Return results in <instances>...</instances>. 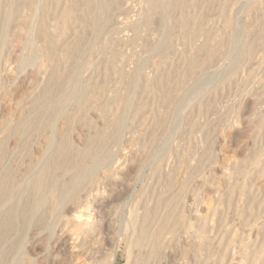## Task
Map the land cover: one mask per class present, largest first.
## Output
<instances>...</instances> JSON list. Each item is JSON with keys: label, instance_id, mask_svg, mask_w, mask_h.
I'll list each match as a JSON object with an SVG mask.
<instances>
[{"label": "rangeland", "instance_id": "374dc122", "mask_svg": "<svg viewBox=\"0 0 264 264\" xmlns=\"http://www.w3.org/2000/svg\"><path fill=\"white\" fill-rule=\"evenodd\" d=\"M5 1L6 0H0V21L3 12L2 10L4 9L5 5L9 4V3L5 4L6 2H9V0L6 2ZM56 1L57 0H49V2L51 3L50 4L51 7L49 8L50 16L47 18V22L51 24L49 25L46 22L47 30L49 28V30L54 31L55 30L54 27L56 26V23L58 21H63L67 18L66 12L68 11L67 8L71 3L70 2L71 0H58L59 1V2L57 1L58 4L56 3ZM116 1L115 3L117 6H113V2H111V0L109 1L110 4L112 3L111 4L112 7L111 8L109 7V9L112 10H110L111 13H109L108 10L107 12L108 14H105L106 18L108 17L107 19H109L110 21L111 27L109 26V29L107 31L105 30L101 35H99L98 39L93 38L91 34H89L90 35L89 36L88 29L85 30L86 32L85 31L83 32L85 27L84 25H82V22L79 18L70 19V28L65 36L61 37L59 35L58 36L56 35L55 37V38L58 37L57 39L59 40V45L61 44L60 45L61 47H59L58 45V49L60 48V50H62L66 43L74 39L75 36L81 35L84 38V48H90L91 50L89 59L82 66H80L79 69L74 70V71H78L81 74L82 81H84L83 89L81 92L83 95L82 99H86V101L80 107H78V103L72 104V106L70 105L67 109V111L71 112V113L69 112V114L74 115V112H76L75 116L77 119L85 118V120L87 121L88 119L92 118L90 117L91 111L99 107H103L104 103H105L104 104L105 107L108 100L107 106L105 108L103 107V109L105 110L106 124L107 125L109 124V121L112 119L113 115L119 114L121 112H123L125 115L124 119L126 118V121H124L123 119V122L125 123H123L124 126H122V129L119 132H116L114 135V137L117 140H115L114 142L111 137V140L109 139V142L107 141L109 144L108 143L106 144L108 146V147L106 146V150L113 153V155H116L115 156L116 163L120 164V168H122L121 171L123 172V174L121 172L119 173L120 175L117 174L115 175L116 177L113 176V178L112 176L107 175L106 177H103L101 179L102 181L105 179L104 182L100 180L99 181L100 183L99 184L97 183L98 188H96L97 184L94 187L95 190L105 189L104 191L106 192L105 193L106 204L104 206L95 207L96 216L97 215L100 216L99 219L103 217L101 220L105 222L103 228L100 229V231H98L97 233H95L94 239L91 240L90 249L93 248V254L97 256L94 257L93 255L91 258L87 259L88 257L84 255L83 257L79 258V256L77 257V255H75L76 251L72 253V251L70 252L67 250L64 251L63 253L64 255L61 254V256H59L63 260L61 261L63 263L65 262L66 264H77V263L85 264V262L86 264H93L96 262H97L96 264H103V263L109 264V260L111 261L113 257V253L115 252V247L113 246V243H115L116 247L119 248V252H118L119 255L117 261L114 262V264H127L126 263L128 260V254L126 253L127 239L124 238L122 234L124 231V225L125 224L127 225L130 221V217H129L130 211H132L133 207L139 202L138 209L140 208V206L143 208V209L140 208L138 210L139 217L141 216L142 218V216L146 214L145 216H147V218H149V221L152 222V220L150 219L151 218L153 219L157 215L153 220V222L156 223L158 222V220H160L159 225H157L158 223L155 224L156 227L153 225L154 229L162 226V221H164L165 218L167 217L166 216L167 213L168 215L172 216V217L169 216L170 222L174 223V221H176L179 218V216L176 213L178 210L184 211V214L186 216V219L184 221V223L186 222L185 225L190 221L193 222L192 218H194V216H198V214L199 216L202 215L207 216V218L201 219L202 222L199 223L200 226L202 225L201 223H205V227H206L205 232H207L206 233L207 235L205 234L204 237L200 238L198 237L197 234V230L199 226L196 228L187 229L184 228V224H183V226L181 225L180 228L178 227L176 232L172 233V235L170 234L171 236L170 235L167 236L168 238L166 240H168V242H166L165 240L166 244L162 252L163 253L162 257L161 255H159V257L161 258L159 257L158 259L154 258L150 260L147 264H248L249 262L250 264L253 263L260 264L262 262L264 263L263 261L264 245H262L264 244L263 243L264 237H261L264 236V162L259 163L260 165L258 164L255 167L249 166V163L251 162L252 159L251 157H253L255 154H257L260 150L264 148L263 147L264 133L260 132L259 130L260 124H258L261 118L264 119V81H263L264 73H263V69H258L259 66L264 64V46L261 49L262 45L259 44L255 45L256 43L255 42L253 44L254 46L252 45V50L254 49L253 51L250 49V47H248L250 50L247 48L248 50L246 49L245 53H247V51L248 53L250 51V53L249 54L247 53V55H245V57L241 61L242 63L240 62L241 65L239 64L240 69L239 66L237 68V70L239 69L237 74L236 75L225 74L228 72L227 67L231 62L230 61L231 58L233 57L234 54H236V50L241 46L243 41L246 38H248L249 41L251 40L257 41L258 39H260L258 37L264 35L263 34L264 33V17H263L264 0L263 3L261 0H203V2L200 0L202 6L199 0L198 2L197 1L194 2V0H192V2H190V5L189 3L187 4L189 0H186L187 2L185 0L183 1L179 0L178 2H176V0H170V2L173 3L172 11L169 14L170 20L171 21L173 20V24H171V26L173 27L176 24L177 27L175 28L174 26V28H171L168 31L163 30L158 25H156V23H154L155 25L153 24L152 27L149 28L148 30L140 28L139 30L133 31L134 30L133 25L141 22L140 19H142L141 15L144 12V8L147 3L146 0H144V2L142 1L143 3L141 2V0H127V1L120 0V2L119 0ZM137 1H139V3ZM173 1L177 3L176 4L177 7L174 4L175 2ZM184 2H186V5ZM166 3H169V0H162L163 5ZM178 3H181L179 4L180 7H178ZM195 3L196 5L198 3L199 6L198 5L194 6ZM252 4L255 5L253 6ZM209 6L211 7L210 9H212L213 6V9L210 10ZM52 7H54L53 8L54 10L52 9ZM185 7L187 10L185 9ZM203 9L206 12L205 11L203 12ZM221 9H223V11ZM198 10L199 12H201L200 14H203L202 17L200 18H202V20L205 18L206 21V22L201 21V25L199 28L200 29L199 35L202 34L203 36L201 35L199 37H196L198 39L196 38L189 39L188 38L189 35L187 33V27H185L186 25L185 23H183V19H185L186 15H187L186 17L189 16L190 19L198 18L199 16H201V15L199 16L196 15ZM220 11L222 14L220 13ZM182 13L184 14L182 20H180L181 17H177L176 19V16H178V14H180V16H183L181 15ZM205 13H206V17H205ZM219 13L222 16L224 13L223 17H225V19L221 15H219ZM52 14H55V17ZM51 17H54L55 20L54 18L50 19ZM223 19L224 20L232 19L231 20L232 28L230 27V29H227L225 26H223L225 24V21ZM71 20H73L74 22H72ZM113 20L115 21L113 22ZM245 26L246 27L248 26L247 29L249 28L248 33L245 29ZM255 26L256 29H253L255 28ZM233 27L235 28V30ZM257 28L259 30H257ZM113 29L115 31H113ZM201 29H203L202 30L203 32L201 31ZM172 30H174V32ZM178 31H181L186 35L184 36V34H181V32L179 33ZM251 31L252 33H250ZM257 31L259 32L255 34ZM170 32L172 33L170 34ZM206 33L208 36H206ZM165 35L166 37L169 36V39L166 38ZM171 35L173 36V38ZM87 36H89L88 39H86ZM64 38H68L65 39L67 42H65ZM205 38L208 41H210V42L207 41L208 44L212 43L213 45L212 49L214 51L213 53L214 55L217 54L216 56H214L215 62H219V63L216 64L215 62H213L212 64L209 65L206 63L207 60H205L206 64L204 65V68L208 65L207 66L208 70L205 69L207 72L205 71V73H201L196 76H193L192 79L191 76L188 77L185 80L188 82L187 83L185 82L186 87L184 86L185 87L184 88L183 86H181V84H179L180 83L179 81L181 75L186 70L185 68H187L186 66L187 60L191 55L194 54V50L196 51L197 48L203 45L204 40L206 43ZM144 39H146L147 41L146 40L144 41ZM166 39L169 40V41L167 40L168 46L167 43L164 42L166 41ZM97 43L98 44L101 43V44L98 45ZM96 46H98L97 49ZM169 46H170V50H169ZM190 47L192 50L193 48H196L193 50V53L192 50L190 53V49H189ZM108 50L110 51L112 50V51L110 52ZM6 51L7 54L10 53L18 54L20 55V57H24L25 59H28V61H31L32 58H34L33 55H31L29 48L24 47L23 49L22 48L20 49L19 43H13V46H9V48L7 47ZM109 53H111L110 54L111 58H109L110 56ZM57 54L59 55L60 52H58ZM188 54L190 55L189 57ZM201 55L199 56L204 57V59L205 58L207 59L206 55L205 56L204 54ZM167 57L169 58V61L167 60L168 59ZM200 57H198L197 60ZM204 59L200 58L199 62L202 61L204 63ZM168 62H170L171 64ZM215 64L219 68L216 67ZM17 65H18V58H15L11 66V68L13 69V75L15 76L13 88L11 89L10 92H7L6 95L0 93V106L1 105L8 106L11 110H14L15 107H17L18 101H20V99L22 98V96L19 97V94L15 95L13 93L15 91L14 89L17 88L16 82H18V80L19 81L24 80V89L27 95L33 92H37L41 87L47 85V81L44 75L40 74L41 76L44 77L42 78L40 76L39 79H37L36 81H32V79L28 80L29 77L27 75L28 74L27 71L18 70ZM167 65L170 67H168ZM211 65L212 67L214 66V70L211 67ZM224 66L225 69L227 68L225 73L223 72ZM62 67L64 68V70L62 69ZM71 67L72 66L70 63L58 64L56 69L57 71L55 70V75L57 73V76H61L63 75L64 71L67 72L68 69H70ZM219 69L220 71L222 70L221 74L215 73ZM58 70L60 72H58ZM110 70L114 72V75L113 72L111 74ZM249 72L252 74H249ZM117 74L121 78H119ZM133 74L134 76H132ZM164 74L166 75V77L164 76ZM178 74L180 76H178ZM158 75L160 76L158 77ZM248 75L251 76H249L248 78L247 77ZM172 76L173 79L174 76H176L175 79L177 78L176 79L177 82L176 80L172 79ZM245 76L248 78L249 80L248 82L244 81L247 79L245 78ZM117 77L119 79H116ZM161 77L164 78L163 81ZM128 79L131 80L129 81ZM160 79L161 82L158 81ZM153 82L154 83L156 82L159 86L161 85V83L166 85L168 84L167 88L170 89L169 91L173 92V93L171 92L169 93H171L173 96L178 93L182 95L186 90L185 95L180 104V109L177 112H175L173 108L175 102V98H174L175 96L172 98V96L167 95L165 101H169V102H163L164 99L160 100L161 101L160 102L158 99H161L162 97L160 91L157 90L159 89V86L157 84H154ZM174 83L176 84V86ZM91 85H92V89H91ZM149 86L150 88L153 86L155 87L158 86V88L154 87L151 89L157 90L160 95L157 96L156 94H158V92L155 90H153L154 93L153 94ZM171 87H173L172 89H176L174 90L175 92L171 89ZM90 90L91 92H89ZM97 90L100 96L103 91L102 97L105 98V100H103L102 97L98 96ZM121 91L123 93L126 91L127 93L125 92L123 94ZM105 92L107 96L104 95ZM121 94L122 97L125 94L126 96L122 98ZM96 95L99 98H102L101 99L102 103L101 102H98L99 104L96 103L97 101H100V99L96 98ZM151 96H153V98ZM114 97L115 100H117L118 102L114 100ZM95 98L97 99V101H95L96 100ZM109 98L112 100L109 101ZM90 100H92V102L93 101L95 102L92 104ZM121 100L123 103L121 102ZM113 102H117L118 105L121 107H119L117 103H115L114 105ZM162 102L167 105L165 106V104H163ZM168 103L169 104L171 103L170 104L171 107H169ZM101 104L102 106H100ZM136 104L137 106H135ZM111 105H113V107ZM147 105L149 109L147 108ZM233 106L234 108L231 109V107ZM133 108H135V110ZM8 118H9L8 116L0 117V130L2 128L3 129L5 128L6 126L5 123L7 122ZM107 118H109L110 120ZM133 118L136 120H134ZM132 119L134 121H132ZM107 125H105V127ZM32 129L33 131H31L32 133L29 134L30 136L27 135L28 137L25 136L22 138H18L17 146L19 149L25 147H26L25 149H28L31 146H34L38 141L39 139L38 129H36V127ZM100 130L101 128L99 127H91L88 128V130L82 129V131H80L81 134L80 136L84 137L85 139L82 138L83 141L82 140L81 141L83 143L80 142V144L86 145L87 141L93 140V146L99 149L101 147V141L97 138V133ZM131 130L132 133H130ZM73 131L74 128L72 129L71 132ZM121 131L122 133L124 131L126 132H124L123 135H121ZM77 133H79L78 129L74 131V134ZM85 134H87V137H85L86 136ZM131 134L134 137H132ZM110 135L113 136L112 134ZM119 137L122 139L121 141ZM128 137L131 138L127 139ZM136 140L138 143L136 142ZM110 141L112 143H110ZM142 142L144 144H142ZM130 143H132L133 145L132 144L130 145ZM140 143L142 144L141 146L139 145ZM76 144L78 145V143ZM110 148H112V151ZM137 148L139 149L140 152L137 151L138 150ZM120 151L122 154H120ZM130 155L132 156V158L130 157ZM17 156L19 155L6 159V160H11L12 162L11 163L12 167H9L12 168V170L10 169L11 172H16V168L19 165L20 158H18ZM127 158L130 160H128ZM147 160L149 161L147 162ZM196 160H198V162ZM132 161L133 164H131ZM202 161L203 164L201 165H203V167L200 165ZM196 162L198 165L195 164ZM242 162H244L245 164H243ZM137 163L138 165L139 164L140 165L139 166L136 165ZM131 165L132 167H134V169H132ZM194 165L195 167L192 168V166ZM196 165L198 168L196 167ZM242 165L245 167H243ZM137 166L139 168H137ZM113 167L115 168V165H113ZM241 167L249 172L246 177L242 175V172L244 170H242ZM199 168L200 170L198 171ZM7 169L8 168L4 169V171H7ZM192 169L193 171L197 172L193 174V180H191L192 178L189 177L191 173L190 171H192ZM126 170L129 172H127ZM132 170L133 172H131ZM170 178L173 180H171ZM186 178H191L189 181L191 183L192 181L193 183L195 181V183L189 184L190 182H188L187 183L188 186L186 185L185 187H182L183 184L181 185V183H184L185 181V180L182 181V179H186ZM108 179L110 181L112 179V181L109 183ZM163 181L164 182L170 181V182L168 184L167 182L163 183ZM110 184H112V186ZM164 186H166L167 189H165ZM111 187H113V189H111ZM141 193L143 194L142 197H140ZM178 193L179 195H177ZM168 194H170V196ZM167 195L169 196L168 198ZM179 196L182 199H179ZM172 197L174 198L173 203H171L173 200V199L171 200ZM177 199L180 200L179 202L181 204L177 202ZM136 200L138 202H136ZM168 200L169 201L171 200V202H169ZM165 202H167V205H165L166 204ZM151 205L154 207H152ZM171 205L172 206L174 205L173 206L174 209H176L177 207L176 209L177 211H174ZM158 207L160 208L158 209ZM155 210L158 211L157 212L158 214L155 213L156 212ZM101 211L104 213L105 216L101 215L102 213ZM159 212L164 213V215L161 214L162 215L161 216ZM153 214L156 215L153 216ZM169 217L167 218L169 219ZM172 218L174 219L172 220ZM204 220L205 222H203ZM171 223L169 225L173 224ZM207 224H208V228H207ZM211 225H213L212 229H210ZM182 227L184 229H181ZM173 234H177L178 236ZM255 234L257 235L255 236ZM9 235H11V233L8 234V236ZM5 237H3V241L4 240L6 241V239H8V241L6 242H8L9 244L6 243L5 241L1 243L4 244L3 247L0 244V254L3 255L7 254V253L5 254L4 250L5 251L9 250L10 252L11 251L10 249H12V245H10V243L12 242L9 240L8 237L6 238ZM206 237L208 241H206L207 239L205 240ZM113 238H115V240ZM100 241L103 242L101 243ZM0 242H2V238H0ZM253 242H255V245L253 244ZM258 242L262 244L259 245ZM192 243L198 244L197 247L200 250L199 251L200 253L196 257H193L188 252L189 249L188 245ZM256 245L257 246L259 245L260 247L257 248ZM5 247H8V249H5ZM251 247L253 248V250L250 249ZM259 248L262 249L260 250ZM40 249H41L40 254L42 255V257H44L46 250L45 242ZM244 250H246L247 252ZM255 250H257L258 252L257 254L262 253L261 255L260 254L258 255L259 258V259L257 258L258 261L255 260L257 256ZM97 251L99 254L97 253ZM146 252L147 251L140 254V256L142 255L141 258L145 259V257L148 256L149 253ZM242 255H244V257ZM130 257L132 258V259L130 258L129 260L130 264L139 263V262H135L133 254ZM70 258L74 259V261L71 260ZM247 259L249 261H247Z\"/></svg>", "mask_w": 264, "mask_h": 264}, {"label": "bare ground", "instance_id": "6f19581e", "mask_svg": "<svg viewBox=\"0 0 264 264\" xmlns=\"http://www.w3.org/2000/svg\"><path fill=\"white\" fill-rule=\"evenodd\" d=\"M6 1H8V0H6ZM57 1H56V3H57ZM109 1L108 0H71L70 1L71 3L69 4V6L67 8L68 11L66 12L67 18L63 21H58L56 23V26L54 27L55 28L54 31L49 30V28H48V30H49L48 31L46 28L47 18L50 16L49 15V8L51 7L50 6L51 3L49 2V0H44V1H42V0H9V2L5 3V4H8V3L9 4L5 5L4 9L2 10L3 12L1 15V21H0V93L6 95L7 92H10L11 89L13 88L15 76L13 75V69L11 68V66H12V63L14 62L15 58H18L17 69L20 71H27V73H28L27 75L29 77L28 80L32 79V81H36L41 76L40 74H42L46 78L47 85H45L41 88L39 87L40 89L37 92H33V93L27 95V93H25V89H24V80H21V81L18 80V82H16L17 88L14 89L15 91L13 93L15 95L19 94V97L22 96V98L20 99V101H18V103L16 102L17 107H15L14 110H11L8 106H2V105L0 106V117H3V116L9 117L7 119V122H6L7 124L5 123V125H6L5 128L4 129L2 128L0 130V238H2V242H0V244L5 241V240L3 241V237H5V236L8 237L9 240L12 242V243H10V245H12V249L9 248L12 251V252L10 251L11 254H10L9 250H6V251L4 250L5 254L6 253L7 254L6 255L0 254V264H66L65 262L64 263L62 262L63 260L59 256H61V254H63L64 251H67V250L70 252L72 251V253L76 251L75 255H77V257L79 256V258L86 255L88 257L87 259H89L94 255L93 254V248L90 249L91 240L94 239L95 233L100 231V229L103 228V225L105 223L104 221L101 220L103 217L99 219L100 216H98V215L96 216V213H95L96 208L95 207L104 206L106 204V199H105V196H106L105 193L106 192L104 191L105 189L95 190L94 187L97 183L98 184L100 183L99 181L103 177H106L107 175H109V176H112V178H113V176L122 172L121 171L122 168H120V164L116 163V158H115L116 155H113V153L106 150V146H107L106 144L109 142V139L111 140V137H112V140L114 142H115V140H117L114 137V135L116 132H119L122 129V126H124L123 123H125V122H123V119H124L125 115L123 112H121L119 114L113 115L111 120L109 118H107L110 120L109 124L107 125L106 119H105L106 118L105 117V110L103 109L105 103L103 104V107H99V108L91 111L90 117H92L93 119L90 118L87 121L85 120V118L77 119L75 116L76 112H74V115L69 114L70 111H67V109L70 105L72 106V104L78 103V107H80L86 101V99H82L83 95L81 92L83 89V82L84 81H82L81 74L78 71H74V70L79 69L80 66H82L89 59V57H90L89 55H90L91 50H90V48H84V38L81 35L75 36L74 39H72L70 42H68L66 44L64 43L65 45H64V48L62 50H60V48L58 49L59 40L57 39L58 37L57 38H55V37H56V35L57 36L59 35L61 37L65 36L68 33L69 28H70V19H76V18L78 19L79 18L82 22V25H84V27H85L83 32L88 29V31H89L88 35L91 34V36L93 38L98 39V36L101 35L105 30L107 31L109 29V26H110V21H109V19H107L108 17L106 18V15H105V14H108L107 13L108 10H109V13H111L110 10H112V9H109V7L110 8L112 7L111 6L112 3L110 4ZM115 1L116 0H111V2H113V6H117L116 5L117 1H116V3H115ZM142 1L144 2V0H141V2ZM178 1L179 0H176V2H178ZM196 1L198 2V0H194V2H196ZM201 1L203 2V0H201ZM201 1H200V3H201ZM261 1L263 3V0H261ZM261 1H260V3H261ZM119 2H120V0H119ZM122 2H124V1H122ZM137 2L139 3V1H137ZM146 2L147 3H146V6L144 8V12L141 15L142 19H140L141 22L133 25V27H134L133 31L139 30L140 28L148 30L149 28L152 27V25L154 23H156V25H158L160 28H162L165 31H168L169 29L174 28V26H175V28L177 27L176 24L173 27L171 26V24H173V20L172 21L170 20L169 14L172 11L173 3H171L170 0H169V3H166L164 5L162 4V0H148V1L146 0ZM173 2H175V1H173ZM176 2L174 3L175 6L177 4ZM186 2H184L185 5H186ZM190 2H192V0L191 1L189 0V2H187V4L189 3V5H190ZM3 3H4V1H3ZM114 3H115V5H114ZM179 4H181V3H178V7H180ZM197 5H198V3H197ZM197 5L195 3L194 6H197ZM201 6H202V3H201ZM253 6H252V8H253ZM54 7H52V9ZM205 7H206V5H205ZM210 8L211 7L209 6V9ZM185 9H186V7H185ZM212 9H213V6H212ZM212 9H210V10H212ZM223 9H221V10L223 11ZM113 11H112V13H113ZM204 11L205 10L203 9V12ZM180 12H181V10H180ZM200 13L201 12H199V10H198L196 15L197 16L201 15L198 18L190 19V17L188 16L189 17L188 18V17H186L187 16L186 15L185 19H183V23H185V25H186L185 27H187V33L189 35V37H188L189 39H194V38L202 35V34L199 35L200 34L199 28L201 25V21H205V18L203 17L204 19L202 20V18H200V17H202L203 14H200ZM220 13H221V11H220ZM220 13H219V15L222 14V13L221 14ZM224 13H225V11H224ZM224 13H223V16H224ZM55 14H56V12H55ZM55 14H52V15H54V17H55ZM191 14H193V13H191ZM181 15H183V16H180V14H178V16H176V19H177V17H181L180 20H182V17H184V14L182 13ZM197 16H194V17H197ZM54 17H51L50 19H52ZM205 17H206V13H205ZM226 17H227V14H226ZM223 18L225 19V17H223ZM230 18H231V16H230ZM54 20H55V18H54ZM180 20H177V21H180ZM206 20H208V19H206ZM231 20L232 19L224 20L225 24L222 22L224 24L223 26H225L227 29H230V27L232 28V21ZM71 21L74 22L73 20H71ZM114 21L115 20H113V22ZM50 22H51V20H50ZM47 23L49 24V22H47ZM179 23H181V22H179ZM183 23H181V24H183ZM181 24H179V25H181ZM202 26H203V24H202ZM73 27H75V26H73ZM247 27L245 26V29L248 33L249 28L247 29ZM253 29H256V26ZM253 29H251V30H253ZM202 30L203 29H201V31ZM234 30H235V28H234ZM257 30H259V29L257 28ZM113 31H115V30L113 29ZM172 31L174 32V30H172ZM142 32H143V30H142ZM178 32L180 33L181 31H178ZM258 32L259 31H257L255 34H257ZM171 33L172 32H170V34ZM250 33H252V31ZM181 34H184V33L181 32ZM261 34H262V32H261ZM185 35L186 34H184V36ZM89 36H87L86 39H88ZM173 36H174V34H173ZM173 36H172V38H173ZM206 36H208L207 33H206ZM165 37H166V35H165ZM145 38H147V37H145ZM166 38L169 39V36ZM258 38H260V39H258ZM258 38H257L258 39L257 41L255 40L256 38L254 39L255 41H252L250 38V40L252 42L249 41L248 38H246L248 41L246 39L243 41L241 46L236 50V54H234L233 57L231 58V60H230L231 62L229 63V66L227 67L228 68L227 73H225L227 68L225 69V66L223 67L224 68L223 72L226 75H231V74L236 75L237 74L238 70L240 69V66H239L240 62L245 57V55H247V53H248V51H247V53H245V50L248 47H250V49L252 50V45L256 42L255 45L256 44L262 45L261 46V49H262V47L264 46V35L261 37H258ZM65 39H68V38H64V40ZM168 39H166V41H164L167 43V46H168V41H169ZM196 39H198V38H196ZM64 40H63V42H64ZM145 40L146 39H144V41ZM207 41L208 40L206 39V43H205V40H204V43L202 42L203 45L201 46V44H200L201 47H199L197 49L193 48V50L196 49V51L194 50V54L191 56L189 54L191 53L192 49H191V47L189 48L190 53L188 52L189 53L188 57L189 56L190 57L188 58L187 63H186L187 68H185L186 69L185 72L181 75L180 81L178 78V81L180 82L179 84H181V86L186 87L185 82L187 83L188 81H185V80L188 77L191 76V79H192L193 76H196V75L201 74V73H205V71H206L205 69H207V66H208L207 65L204 68V65L206 63L210 65L213 62H215L214 56H216L217 54L214 55V53H213L214 51L212 49L213 45H212V43L208 44V42H210V41H208V42ZM63 42H62V44H63ZM65 42H67V41L65 40ZM170 42H169V44H170ZM13 43H19L20 49L21 48L23 49L24 47L29 48L31 55H33L34 58H32L31 61H28V59H25L24 57H20V55H18V54H13V53L7 54V51H6L7 47L9 48V46H13ZM100 44H98V45H100ZM147 44H149V43H147ZM60 45H59V47H61ZM97 47L98 46H96V49H97ZM149 47H150V45H149ZM194 47H195V45H194ZM145 49H146V47H145ZM169 50H170V46H169ZM193 50H192V53H193ZM108 51H110V50H108ZM187 51H189V50H187ZM216 51H217V49H216ZM58 52H60L59 55L57 54ZM249 53H250V51H249ZM110 54L111 53H109V55ZM201 54H204V56L206 55L207 59L206 58L204 59V57H200L199 55H201ZM197 56L200 58H203L204 63L202 61H200L201 62V64H200V62H199L200 58L197 60V58H198ZM109 58H111V55L109 56ZM213 59H214V61H213ZM218 59H219V57H218ZM167 60L169 61V58ZM205 60H207L206 63H205ZM68 63H70L72 67L70 69H68L67 72L64 71L63 75H61V76H57V73L55 75V70L57 69L58 64H68ZM168 63H170V62H168ZM215 63L217 64L219 62H215ZM238 66H239V69L237 70ZM66 67H65V70H66ZM168 67H170V66H168ZM211 67H212V65H211ZM216 67H218V66L216 65ZM212 68L214 70V66ZM62 69L64 70L63 67H62ZM169 69H171V68H169ZM258 69H263V73H264V64L259 66ZM258 69H257V71H258ZM58 72H60V71L58 70ZM112 72L113 71H111V74H112ZM131 72H132V70H131ZM221 72H222V70L220 71V69H219L215 73L221 74ZM134 74L132 76H134ZM249 74H252V73L249 72ZM113 75H114V72H113ZM125 75H126V73H125ZM44 76H41V77L43 78ZM103 76H104V74H103ZM117 76H119V75L117 74ZM159 76L160 75H158V77ZM164 76L166 77L165 74H164ZM178 76H180V75L178 74ZM249 76H251V75H248L247 77L249 78ZM124 77H127V76H124ZM175 77L176 76H174V79H173V76H172V79L176 80L177 78L175 79ZM247 77L245 76V78H247ZM119 78H121V77L119 76ZM119 78L117 77L116 79H119ZM248 78L244 81L248 82L249 81ZM157 79H159V78H157ZM161 79L163 81L164 78L161 77ZM161 79L158 81L161 82ZM133 80H134V78H133ZM146 80H147V78H146ZM103 81H104V79H103ZM118 81H117V83H118ZM107 82H109V81H107ZM151 82H152V79H151ZM169 82H170V80H169ZM176 82H177V80H176ZM89 83H91V82H89ZM150 84H152V83H150ZM154 84H157V83L155 82ZM92 85H91V89H92ZM161 85L160 86L158 85L159 89H157V90L160 91L162 98L158 99L160 97L159 96L157 99L159 101L164 99L163 102H169V101H165L167 95L172 96V98L175 96L174 97L175 102H174L173 108H174L175 112H177L180 109V104L182 102V99L185 95L186 90L184 91V93L182 95H180L178 93V94L173 96L171 94L173 92L169 91L170 89L167 88L168 84L166 85V84L161 83ZM158 86H156V87L158 88ZM175 86H176V84H175ZM102 87H103V84H102ZM154 87L155 86H153L151 88H154ZM149 88H150V86H149ZM172 88L173 87H171V89ZM180 88H182V87H180ZM105 90H107V89H105ZM153 90H155V89H153ZM153 90H152V93H153ZM157 90H155V91H157ZM172 90L174 91L176 89H172ZM178 90H179V88H178ZM89 92H91V90ZM169 92H171V93H169ZM116 93H118V92H116ZM97 94L99 97H102L103 91H102L101 96L98 93V90H97ZM148 94H150V93H148ZM11 95H12V93H11ZM104 95H106V92ZM111 95H113V94H111ZM156 95L157 96L160 95L159 92ZM243 95H246V94H243ZM98 96L96 95V98L100 99V101H97V99L95 98L96 99L95 101H97L96 103H98V102L102 103L101 99L103 97L99 98ZM125 96H126V94L123 97H125ZM13 97H14V95H13ZM19 97H18V99H19ZM121 97H122V94H121ZM151 97L153 98V96H151ZM116 99H117V96H116ZM103 100H105V98H103ZM110 100H112V99L109 98V101ZM114 100H115V97H114ZM90 101L92 104L95 102V101L92 102V100H90ZM115 101H117V100H115ZM103 102H105V101H103ZM117 102H113L114 105ZM121 102H122V100H121ZM107 104H108V100H107ZM107 104H106V106H107ZM163 104H165V103H163ZM170 104H169V107H171ZM117 105H118V103H117ZM166 105L167 104H165V106ZM100 106H102V104ZM111 106L113 107V105H111ZM135 106H137V104ZM119 107H121V106H119ZM124 107H123V109H124ZM114 108H115V106H114ZM147 108H148V105H147ZM233 108H234V106L231 107V109H233ZM133 109L135 110V108H133ZM106 110H107V108H106ZM139 112H141V111H139ZM140 115H141V113H140ZM126 116H127V114H126ZM133 119H132V121L136 120V119H134V120ZM124 121H126V118L124 119ZM258 124H260V129H259L260 132L264 133V119L261 118L260 122H258ZM105 125H107V126L105 127ZM34 127H36V129H38V133H39V139L36 142V144L34 146H31L28 149H25L26 147L19 149L17 146L18 138H22L25 136L28 137L27 135L32 133L31 131H33L32 128H34ZM91 127L101 128V130L98 131V133H97V138L101 141V147L99 149H97L93 146V140L87 141L86 145L80 144V142L83 141L82 138L85 139L84 137L80 136L81 135L80 131H82V129L88 130V128H91ZM73 128H74V131L76 129H78L79 133L74 134V131L71 132ZM125 129H126V127H125ZM123 130H124V128H123ZM92 131H93V129H92ZM124 132H126V131H124ZM123 133L121 131V135H123ZM130 133H132V130ZM110 134H112L113 136H111ZM126 134H128V133H126ZM85 135H86L85 137H87V134H85ZM117 136H120V135H117ZM131 136H132V134H131ZM132 137H134V136H132ZM113 138H115V139H113ZM129 138H131V137H128L127 139H129ZM121 140L122 139L120 138V141ZM141 140H143V139H141ZM26 141H27V139H26ZM118 141H119V139H118ZM134 141H135V139H134ZM136 142H137V140H136ZM76 143H78V145ZM110 143H112V142L110 141ZM127 143H128V140H127ZM132 143H133V141H132ZM132 143H130V145ZM117 144H119V143H117ZM142 144H144V143L142 142ZM142 144L140 143L139 145L141 146ZM112 148H110L111 151H112ZM138 148H140V147H138ZM142 150H144V149H142ZM137 151L140 152L139 149ZM120 154H122L121 151H120ZM16 155H19L17 157L20 158V162H19L18 167L16 168V172H11L10 169L12 170V168H9V167H12L11 166L12 162H11V160H6V159L11 158V157L16 156ZM131 155H130V157L132 158ZM120 158H121V155H120ZM251 158L252 159H251L250 163L247 161L249 163L250 167L251 166L255 167L259 163L264 162V148L262 150H260L257 154H255ZM122 159H123V157H122ZM128 160H130V159H128ZM198 160H196V161L198 162ZM148 161L149 160H147V162ZM197 162L195 164H197ZM242 163L245 164L244 162H242ZM131 164H133V161L131 162ZM201 164H203V161H202V163H200V165ZM113 165H115V168L113 167ZM128 165H129V163H128ZM136 165H138V163ZM197 165H196V167H197ZM138 166H137V168H139ZM201 166L203 167V165H201ZM131 167H132V165H131ZM193 167H195V165L192 166V168ZM202 167H201V169H202ZM243 167H245V166H243ZM6 168H8L7 171H4V169H6ZM137 168H135V169H137ZM132 169H134V167H132ZM199 170H200V168L198 169V171ZM242 170H244V169L242 168ZM127 172H129V171H127ZM127 172H126V174H127ZM131 172H133V170ZM190 172L191 173H190L189 177H191L192 179L191 178L182 179V181L185 180L184 183H181V185L183 184L182 187H185L187 185V183L190 182L189 181L190 179L193 180V174L196 171H193V169H192V171H190ZM248 173L249 172L245 169L242 172V175L244 177H246L248 175ZM122 174H123V172H122ZM108 180H107V183H108ZM171 180H173V179H171ZM104 181H105V179L102 182H104ZM111 181H112V179H111ZM111 181L109 180V183ZM167 181H165V182H167ZM165 182L163 181V183H165ZM169 182H167V183L169 184ZM192 183H193V181H192ZM192 183L190 182L189 184H192ZM194 183H195V181H194ZM98 184H97L96 188H98ZM110 185L112 186V184H110ZM164 187H165V189H167L166 186H164ZM104 188H105V186H104ZM111 189H113V187H111ZM166 191H168V190H166ZM142 195L143 194L141 193L140 197H142ZM168 195L170 196V194H168ZM168 195H167V198L169 197ZM177 195H179V193ZM179 199H182V198H180V196H179ZM171 200H172V202H171ZM171 200L170 201L168 200V201L173 203L174 198L172 197ZM219 200H220V198H219ZM165 201H166V199H165ZM179 201L180 200L177 199V202L179 204H181ZM136 202H138V201L136 200ZM143 202H144V199H143ZM183 202H185V201H183ZM146 203H147V201H146ZM165 203L164 204L167 205V202H165ZM132 204H134V203H132ZM138 206H139V202L133 207V210L130 211V216H129L130 221L127 225L125 224L126 226L124 225V231L122 234L123 237L127 239V241H126L127 242L126 253L128 254V260L126 262L127 264L129 263V260L131 258L130 256L132 254L134 255L135 262H139L137 264H147L150 260H152L154 258L158 259L159 255H161V257H162L163 249L165 247L166 242H168V240H166L168 238L167 236L170 234L172 235V233L176 232L178 227L180 228L181 225L183 226V224H184V228H187V229L196 228L199 226L198 230H197V234H198V237H200V238L204 237L205 234L207 233V232H205V228H206L205 223H201L202 224L201 226L199 224L200 222H202L201 219L207 218V216H203V215L199 216V214H198V216H194V218H192L193 222L190 221L189 223H187L185 225L186 222L184 223V221L186 219V216L184 214V211H182V210L177 211L176 210L177 207H176V209H174V207H173L174 205L173 206L171 205L173 207V210L177 211L176 213L179 216V218L177 217L178 219L177 220L175 219L176 221H174V223L172 222L173 223L172 224L170 222V217H172V216L168 215V213L166 215V213H165V215L167 217L170 216L169 219L166 217L165 220L162 221V226L154 229L153 227L155 226V224L158 223L157 225H159V223H160V220H158L160 218V215L161 214L164 215V213H162L163 210L161 213L159 212L160 215H159V218L157 219L158 222L154 223L153 220L155 219V217L157 215L155 214L156 215L155 216L153 214V216H155V217L153 219L152 218L150 219V220H152V222H150L149 218H147V216H145L146 214L144 216H142V218H141V216L139 217L138 210L142 207L140 206V208L138 209ZM152 207H154V206H152ZM182 207H184V206H182ZM159 208L160 207H158V209ZM164 208H166V207H164ZM168 208H169V205H168ZM180 209H182V208H180ZM157 212L158 211H156L155 213H157ZM164 212H165V209H164ZM102 213H101V215H104V213L103 214ZM145 213H147V212H145ZM77 217H81V219H77ZM163 217H161V218H163ZM208 218H209V215H208ZM173 219L174 218H172V220ZM203 222H205V220ZM170 223L172 225H169ZM208 224H207V228H208ZM212 226L213 225H211L210 229H212ZM184 228L182 227L181 229H184ZM210 229H208V230H210ZM118 230H119V227H118ZM110 232H112V231H110ZM10 233H11V235L8 236V234H10ZM98 235H99V233H98ZM173 235H177V234H173ZM256 235L257 234H255V236ZM260 235H261V233H260ZM261 237H264V236H261ZM255 238H257V237H255ZM113 239L115 240V238H113ZM206 239H207V237L205 238V240ZM165 240H166V242H165ZM6 241H8V239H6ZM206 241H208V239ZM44 242L46 243V250L44 249L45 255H44V257H42V255L40 254L41 253L40 248H41V246L44 245ZM256 242H257V239H256ZM6 243H8V242H6ZM253 244L255 245V242H253ZM260 244H262V243H259V245ZM1 245L3 247L4 244H1ZM259 245L258 246L256 245V247L257 248L260 247ZM262 245H264V244H262ZM106 246H104V247H106ZM113 246L115 247V252L113 253V257H112L111 261L109 260V264H114V262L117 261V258L119 255L118 254L119 248L116 247L115 243H113ZM188 246H189L188 252L193 257L198 256V254L200 253L199 252L200 250L197 247L198 244L192 243V244H189ZM252 247L250 249L253 250ZM5 249H8V247H5ZM243 249H242V251H243ZM252 250H250V251H252ZM145 251H147L149 254L147 257H145V259H143V258H141L142 255L140 256V254L145 252ZM244 251H246V250H244ZM255 251H256V255H257V256L255 255L256 256L255 260L258 261L257 258H258V255L260 253L257 254L258 253L257 250H255ZM97 253H98V251H97ZM63 255H62V257H63ZM244 255H242V256L244 257ZM95 256H97V255H94V257ZM161 257H159V258H161ZM243 257H242V260H243ZM73 258H75V257H73ZM96 259H97V257H96ZM248 259H247V261H249ZM71 260L74 261V259H71ZM83 260H85V259H83ZM134 260H133V263H134ZM91 261H93V260H91ZM233 261H235V260H233ZM263 261H264V258H263ZM66 262H68V261H66ZM81 262H82V259H81ZM68 263H70V262H68ZM96 263H93V264H96ZM262 263H260V264H262ZM85 264H86V262H85ZM248 264H250V262Z\"/></svg>", "mask_w": 264, "mask_h": 264}, {"label": "clouds", "instance_id": "9594fccd", "mask_svg": "<svg viewBox=\"0 0 264 264\" xmlns=\"http://www.w3.org/2000/svg\"><path fill=\"white\" fill-rule=\"evenodd\" d=\"M77 219H81V217H77Z\"/></svg>", "mask_w": 264, "mask_h": 264}]
</instances>
